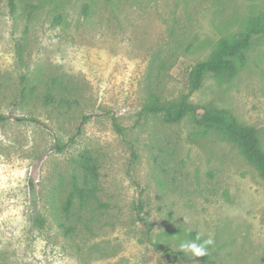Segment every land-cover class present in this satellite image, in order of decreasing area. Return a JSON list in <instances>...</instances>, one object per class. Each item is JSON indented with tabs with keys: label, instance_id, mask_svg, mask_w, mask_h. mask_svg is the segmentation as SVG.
Here are the masks:
<instances>
[{
	"label": "rangeland",
	"instance_id": "1",
	"mask_svg": "<svg viewBox=\"0 0 264 264\" xmlns=\"http://www.w3.org/2000/svg\"><path fill=\"white\" fill-rule=\"evenodd\" d=\"M263 16L264 0H0V264H264L257 170L218 133L193 136V114L143 111L188 94L264 149V32L234 77L190 86ZM198 233L215 241L205 256L152 244Z\"/></svg>",
	"mask_w": 264,
	"mask_h": 264
},
{
	"label": "trees",
	"instance_id": "2",
	"mask_svg": "<svg viewBox=\"0 0 264 264\" xmlns=\"http://www.w3.org/2000/svg\"><path fill=\"white\" fill-rule=\"evenodd\" d=\"M11 12H16L18 0H8ZM34 7V6H33ZM59 18L61 16L59 15ZM264 32V16L255 21L254 26L246 31L239 38H222L214 52L205 60L199 61L190 73L191 90L195 91L201 87L204 76L211 73L223 80L231 79L238 72L235 59L240 58L243 51L252 42L255 33ZM150 104L143 109L144 112L154 115H162L167 122H179L188 114H193L202 128L193 133V136H206L211 132L218 133L223 139L236 145L244 159L250 163L264 180V149L261 146L259 132L257 128L241 123L237 117L229 110L215 106H201L190 101L189 95H184L177 104L161 102L154 96ZM7 116L0 113V121L6 120ZM83 197L84 193L80 190ZM67 212L72 206V196L64 205ZM148 229L151 224L143 217ZM153 247L164 253L175 255L185 259L186 252L173 248L162 241L152 242Z\"/></svg>",
	"mask_w": 264,
	"mask_h": 264
},
{
	"label": "clouds",
	"instance_id": "3",
	"mask_svg": "<svg viewBox=\"0 0 264 264\" xmlns=\"http://www.w3.org/2000/svg\"><path fill=\"white\" fill-rule=\"evenodd\" d=\"M203 234L198 233L195 239L185 240L180 244V249L192 254L193 257H201L208 254V246L214 245L212 237L202 239Z\"/></svg>",
	"mask_w": 264,
	"mask_h": 264
}]
</instances>
